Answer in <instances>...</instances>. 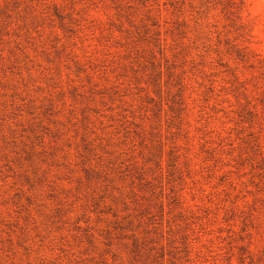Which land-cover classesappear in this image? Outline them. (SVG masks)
<instances>
[{
    "label": "rangeland",
    "instance_id": "374dc122",
    "mask_svg": "<svg viewBox=\"0 0 264 264\" xmlns=\"http://www.w3.org/2000/svg\"><path fill=\"white\" fill-rule=\"evenodd\" d=\"M236 1L242 3L240 27L223 12L227 0H56L79 12L77 32L63 33L55 18L40 23L32 75L14 70V84L3 79L0 64V264L100 258L105 246H97L114 228L116 207L110 210L112 200H94L85 182L79 151L87 137L96 159L129 167V182L141 188L136 198L153 216L140 230L174 251L176 264H264V186L249 164L243 166L219 66L230 42L263 60L264 73V0ZM6 3L0 0V8ZM179 28L186 30L189 62L181 54ZM162 43L169 62L161 61ZM150 48L157 65L164 72L174 65L168 71L185 83L183 114L173 111L176 89L157 93L161 69L152 70ZM34 107L40 119L30 115ZM22 113L27 122L17 127ZM9 128L18 130L17 140ZM32 129L45 137L48 154L68 137L64 150L73 164L48 156L47 173L30 169L29 182L18 140L34 141Z\"/></svg>",
    "mask_w": 264,
    "mask_h": 264
},
{
    "label": "trees",
    "instance_id": "16d2710c",
    "mask_svg": "<svg viewBox=\"0 0 264 264\" xmlns=\"http://www.w3.org/2000/svg\"><path fill=\"white\" fill-rule=\"evenodd\" d=\"M176 3L172 2L171 5L175 6ZM227 3L228 6L223 12L228 19L235 23V27H240L238 12L241 10L242 3L239 4L236 0H227ZM86 5L87 3H81V6H84L82 10L88 8ZM128 5H130L129 2ZM150 10L154 12V9L151 8ZM178 11L181 12V10ZM75 12L79 13L76 8L72 10V8L60 4L56 0H7L4 8H0V45H3L0 50V64L4 72L3 79L6 78L7 82L14 84V70L19 71L18 75L20 76L23 74L22 71L26 70L31 76L29 64L37 61V52L41 48L38 47L37 42H34V40L36 41L34 34H39L43 29L40 28V23L53 21L55 18L61 23L59 30L63 33H74L77 32L76 27L78 26H76ZM186 25L187 23L184 21L179 27H186ZM178 31V38L183 39V52L181 54L186 58L187 55L184 54V51L188 49L186 45L188 40H185L187 39L186 30L183 31L179 28ZM51 34L55 35V38H59L56 30H52ZM39 36L42 37V35ZM166 46L167 43L159 44V54L161 61L169 62L166 48H164ZM6 48L8 54L5 56ZM146 50L152 57L150 62L152 70L161 69L156 74V80L154 79L157 93H163L165 88L167 92H173L176 89L177 93L172 101L174 104L173 111L176 112V116L183 114L187 108L184 97L185 83L179 79L176 72L168 71L174 65L167 67L166 72H164L160 62L157 65V61H155L154 49ZM223 56L226 60L219 63V66L224 69L223 73L225 74L222 90L224 92L223 102L228 104L226 114H229L230 123L234 124L232 130L236 133V141L240 145L241 156H246L243 166L245 167L246 163L249 164L251 170L264 186V73L261 70L263 60L247 52L246 48H239L237 44L230 42H226V53ZM189 61L187 58L185 59V62ZM7 70L11 71L10 75H8ZM165 77L166 79H164ZM208 90L212 92L213 88H208ZM8 111V107L4 106L1 113L7 114ZM40 114L37 107L32 108L30 112V115H36L33 117L34 120L40 119ZM17 117L20 118L18 120L20 124L15 126H24L27 122L24 114H18ZM9 131L12 134V139L17 140L15 135H17L18 130L9 128ZM31 131L34 141L18 140L22 147L21 150L26 155L25 161L29 167V170H26L27 174L22 176H25L29 182L32 181L28 175L30 169L35 175L38 171H42L44 175L47 173V169L43 167L48 156L53 157L56 163L61 159L64 160L61 165L65 167L73 164L72 154L64 150V144L68 137L63 138V145H59L56 151L48 154L45 137L39 134L40 132L36 129ZM56 133H60V130ZM65 135L64 132L60 133L61 137ZM65 139L66 141H64ZM82 141L84 144L82 153L79 151V156L81 157V164L85 167L82 171L86 175L85 182L91 187L92 198L94 200L98 198L102 202L112 200L109 207L111 211L113 206L116 207L112 215L114 228L104 232V241H100L97 246H105L104 252H100L98 260L96 257L86 259L87 264H176L174 251L167 250L147 236L151 231L140 230L143 225L152 221L153 216L148 212L147 206L136 198L135 191L136 189L141 190V188L134 186V182H129V178L134 177L129 167H124V163L106 162L102 157L96 159V150L92 147L90 138H82ZM11 142L17 144V141ZM122 154L120 153V155ZM67 169L73 171L71 167ZM143 170L144 168L140 172L142 175H144ZM141 181L143 180L141 179ZM78 182L81 185L84 181L78 178ZM118 206H121V211ZM159 209V212L163 213L164 204H161ZM100 236L102 237V235ZM114 250L121 251V257L115 254ZM110 254H112L111 258H109ZM123 254L125 255L123 256ZM117 258L119 259L118 263Z\"/></svg>",
    "mask_w": 264,
    "mask_h": 264
}]
</instances>
